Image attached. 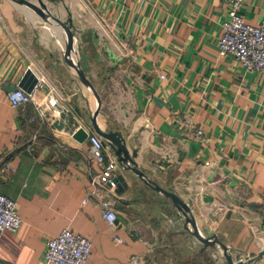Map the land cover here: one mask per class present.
<instances>
[{
  "label": "crops",
  "instance_id": "0c3cea01",
  "mask_svg": "<svg viewBox=\"0 0 264 264\" xmlns=\"http://www.w3.org/2000/svg\"><path fill=\"white\" fill-rule=\"evenodd\" d=\"M24 1L0 0V165L11 167L0 193L22 218L0 233V264H47L66 227L91 240L87 264H229L227 253L264 264V73L219 54L226 3L46 0L45 20ZM241 12L258 23L264 0ZM29 68L35 101L15 107L7 87ZM98 108L99 128L122 132L131 157L105 144L129 184L121 195L107 185L113 224L98 196L87 199L103 171L97 151L74 134L96 132Z\"/></svg>",
  "mask_w": 264,
  "mask_h": 264
},
{
  "label": "built area",
  "instance_id": "2783aa9c",
  "mask_svg": "<svg viewBox=\"0 0 264 264\" xmlns=\"http://www.w3.org/2000/svg\"><path fill=\"white\" fill-rule=\"evenodd\" d=\"M221 1L226 3L228 9L218 42L219 54L232 55L246 69L264 73V18L258 23L246 19L241 12L246 0ZM8 98L15 107L35 101L33 93H28L19 87L11 90ZM198 133L201 134L202 131L199 130ZM89 139L97 151L96 160L103 171L94 180V187L87 199L98 196L104 216L113 224L117 215L114 210L112 190L107 185L113 181L118 164L114 159L106 160V154L103 152L105 143L98 133H90ZM6 169L11 167L9 163L4 162L0 165V172H5ZM21 224L22 218L17 211L15 201L8 195L0 193V233L5 230L16 232ZM91 249L92 242L89 238L66 227L49 239L44 257L47 264H87ZM128 264H138L137 258H132Z\"/></svg>",
  "mask_w": 264,
  "mask_h": 264
},
{
  "label": "water",
  "instance_id": "95a60500",
  "mask_svg": "<svg viewBox=\"0 0 264 264\" xmlns=\"http://www.w3.org/2000/svg\"><path fill=\"white\" fill-rule=\"evenodd\" d=\"M24 2L27 3L28 5H30L31 7H33L45 20H48L49 15L46 13L45 9L39 8L37 5H35L32 2H29V1H24ZM57 21L64 25V28L68 32L69 37L72 36V31H71L70 27L66 23L61 22V20H59V19H57ZM38 83H39V79H38L37 75L35 74V72L31 68H29V69H27L26 73L22 77L20 83L18 84V87L24 89L28 93H33L35 91ZM18 87L9 86V87H7V89L9 91H11V90H14ZM99 110H100V108H98L95 111L94 116L92 117V124H93L92 130L99 133L106 140L104 142L105 144L109 143L113 147V149H114L116 155L118 156V158L120 159V161L128 162L129 160H131V157H130L128 150H127L125 137L123 136L122 132H120V131H114V130L102 131L99 128L98 123H97V115H98ZM55 126L58 127L59 129H61V128H63L64 124L60 123V122H55ZM74 134H75V137L79 141H85L89 136V132L82 127L76 129ZM125 169L127 171L128 170L134 171L135 173H137L139 175V177L141 179L145 180L147 183L151 182V181H148L146 179V175L142 170H140L136 167L130 166V165H129V167L126 166ZM119 171H120L119 168H117L115 170V176L113 178V182L117 186V188L115 190L117 195H121L122 192H124V190L126 188H128V186H129L128 182L125 180L124 175L122 173H118ZM152 185L154 186L155 189L161 191L163 194L170 197L177 207H179L181 209H186L188 207L187 203L178 194L161 187L157 183H152ZM193 225L196 228V225L195 224H193ZM196 234L198 235L197 232H196ZM200 238L205 243L206 246L209 245L211 242L210 239L202 238V237H200ZM227 257L229 260V264H235L233 261V258L228 253H227ZM238 264H250V263L241 261Z\"/></svg>",
  "mask_w": 264,
  "mask_h": 264
},
{
  "label": "rangeland",
  "instance_id": "374dc122",
  "mask_svg": "<svg viewBox=\"0 0 264 264\" xmlns=\"http://www.w3.org/2000/svg\"><path fill=\"white\" fill-rule=\"evenodd\" d=\"M30 2L34 3L41 9H45L43 4L46 3V0H31Z\"/></svg>",
  "mask_w": 264,
  "mask_h": 264
}]
</instances>
